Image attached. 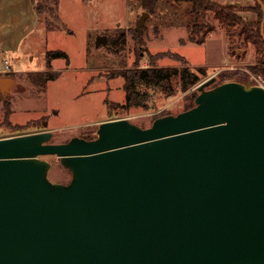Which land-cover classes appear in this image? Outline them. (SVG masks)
I'll return each mask as SVG.
<instances>
[{
    "label": "water",
    "instance_id": "water-1",
    "mask_svg": "<svg viewBox=\"0 0 264 264\" xmlns=\"http://www.w3.org/2000/svg\"><path fill=\"white\" fill-rule=\"evenodd\" d=\"M214 82L146 127L0 137V264H264V86ZM47 155L69 181L48 178Z\"/></svg>",
    "mask_w": 264,
    "mask_h": 264
},
{
    "label": "rangeland",
    "instance_id": "rangeland-1",
    "mask_svg": "<svg viewBox=\"0 0 264 264\" xmlns=\"http://www.w3.org/2000/svg\"><path fill=\"white\" fill-rule=\"evenodd\" d=\"M255 3L237 5L248 7L239 13L243 20L258 21ZM143 11L140 0H58L56 13L42 12L39 20L45 25L48 21L52 27L41 32L33 52L20 53L19 60L15 55L6 59L0 55V70L7 65L15 73L8 92L0 90V137L50 129L55 143L76 135L93 138L105 117H125L146 127L157 116L175 114L193 104L196 86L210 76L215 77L214 84L218 83L219 72L227 74L224 81L243 75L247 78L244 83L264 86L261 76L247 68L255 57L253 44L239 39L228 53L224 27L212 12H207L204 21L213 28L203 41L193 42L187 38L191 17L185 2L160 0L138 33L135 24ZM102 36L107 41H98ZM51 50L66 55L47 59ZM157 53L164 55L158 57ZM177 56L185 58L192 69L205 72L197 85L183 91L178 71L170 74L168 86L139 84L144 101L125 105L123 72L149 64L179 69L182 64ZM19 69H48L56 75L45 79L41 74L33 80ZM43 158L51 162V181H69V170L55 156Z\"/></svg>",
    "mask_w": 264,
    "mask_h": 264
},
{
    "label": "trees",
    "instance_id": "trees-1",
    "mask_svg": "<svg viewBox=\"0 0 264 264\" xmlns=\"http://www.w3.org/2000/svg\"><path fill=\"white\" fill-rule=\"evenodd\" d=\"M58 0H32L34 9L40 17V14L44 11H48L53 14L56 13V5ZM160 0H140V5L144 11L152 14L156 11ZM185 2L190 14V20L187 26L189 27L188 40L201 42L204 39L205 33L213 28V26L204 21V17L207 12H212L220 24L224 27L225 33L228 38V53L230 47H233L237 40L242 39L243 41L253 44L255 47V57L253 62L247 65L248 70L261 78L264 81V40L260 34V19L263 17V11L261 7L255 3V11L258 14V21L256 23L251 21H245L239 14L241 10H247L248 7H241L230 4H220L211 0H177ZM264 3V0H262ZM57 15V14H56ZM201 17V18H200ZM200 18V21H198ZM46 27H52V25L45 20ZM136 31V30H135ZM201 33V34H200ZM63 51H49L47 52V59H51L57 56H65ZM160 57L164 55L157 53ZM182 64L181 68L168 67V66H156L149 64L146 67H135L122 73L124 77L123 88L125 91V105L136 106L141 105L144 101L145 96L140 97L139 84H147L153 87L168 86L171 73H177L179 71L180 86L183 91L189 89L198 84L200 78L205 75L201 69H192L188 66L185 58L177 56ZM45 75V79L55 77V73L49 71L43 72H32L29 75L36 80L39 75ZM227 74L219 72L217 74L221 83L225 80ZM217 79V77H216ZM246 77L239 75L238 81L244 82ZM215 83V84H218ZM213 83L212 86L215 85ZM194 104V103H193ZM192 102L186 105L183 109H188L193 106ZM86 138V137H85Z\"/></svg>",
    "mask_w": 264,
    "mask_h": 264
},
{
    "label": "crops",
    "instance_id": "crops-1",
    "mask_svg": "<svg viewBox=\"0 0 264 264\" xmlns=\"http://www.w3.org/2000/svg\"><path fill=\"white\" fill-rule=\"evenodd\" d=\"M213 1L218 3L223 1L224 3L221 4H230L226 0ZM232 2L237 3L230 5H248L252 3V0H237ZM39 19L32 0H0V55L4 56L5 59L7 56L15 55V58L19 60L21 58L20 53L24 51L33 52L35 44L40 39L41 34L44 30H47L44 22H41ZM41 71L49 70L22 71V69H19L21 73L26 72L25 75ZM14 74L11 70L6 72L5 68H3L0 70V79L7 77L11 78L13 80L12 82H14ZM106 119L110 118L105 117L101 121Z\"/></svg>",
    "mask_w": 264,
    "mask_h": 264
},
{
    "label": "built area",
    "instance_id": "built-area-1",
    "mask_svg": "<svg viewBox=\"0 0 264 264\" xmlns=\"http://www.w3.org/2000/svg\"><path fill=\"white\" fill-rule=\"evenodd\" d=\"M5 70H6V72H9L10 71V69L8 68L7 65H5Z\"/></svg>",
    "mask_w": 264,
    "mask_h": 264
},
{
    "label": "flooded vegetation",
    "instance_id": "flooded-vegetation-1",
    "mask_svg": "<svg viewBox=\"0 0 264 264\" xmlns=\"http://www.w3.org/2000/svg\"><path fill=\"white\" fill-rule=\"evenodd\" d=\"M209 87H210V85H209Z\"/></svg>",
    "mask_w": 264,
    "mask_h": 264
}]
</instances>
